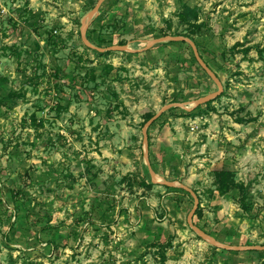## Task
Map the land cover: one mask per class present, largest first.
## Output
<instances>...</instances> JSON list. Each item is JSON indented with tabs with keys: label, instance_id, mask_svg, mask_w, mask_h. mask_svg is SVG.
<instances>
[{
	"label": "rangeland",
	"instance_id": "rangeland-1",
	"mask_svg": "<svg viewBox=\"0 0 264 264\" xmlns=\"http://www.w3.org/2000/svg\"><path fill=\"white\" fill-rule=\"evenodd\" d=\"M98 1L0 0V263L263 264V255L231 257L199 237L187 223L190 195L142 187L151 180L146 114L177 99L192 104L218 88L188 44H158L133 56L86 50L82 20ZM183 4L199 8L208 26L199 50L225 96L215 111L203 107L192 118L175 111L157 123L173 133L172 165L160 177L198 192L194 223L209 235L226 245L263 246L264 0H110L99 31L114 45L142 50L148 41L187 33L178 19ZM150 159L155 170L157 157ZM223 169L250 186V214L238 193L216 191L214 173ZM13 191L20 192L18 215L9 203ZM40 213L49 218L39 225L73 234L59 252L49 243L57 240L53 231L36 239ZM170 238L163 263L154 244Z\"/></svg>",
	"mask_w": 264,
	"mask_h": 264
},
{
	"label": "trees",
	"instance_id": "trees-1",
	"mask_svg": "<svg viewBox=\"0 0 264 264\" xmlns=\"http://www.w3.org/2000/svg\"><path fill=\"white\" fill-rule=\"evenodd\" d=\"M109 1L110 0H107L103 4V6H102V8L100 10L99 16L92 22V24L90 25V28H89V30L87 32V37H88L89 41L92 44H94L95 46L101 47V48H107V47L114 46V43L112 42V40H107L106 38H104L101 35L100 31H99V28L104 27L103 25L105 23V17H106V14L109 12V6H108L109 5ZM178 19L180 21V24L182 26H184L186 28V31H187V33L184 34L183 36L192 39L196 43V45H197V47L199 49V42H198L197 39H198V37H203L205 31L208 29V26H207L206 23H204V22L200 23V20H201L200 9L197 8V7H191L188 4H183L181 10L178 13ZM108 25L109 24H107L106 26H108ZM166 35L167 34H164L163 36H166ZM169 43L187 44V43H183V42H169ZM119 45L124 46V45H126V43L122 42V43H119ZM239 47H241V44L240 43H236L229 51L232 52L233 54H235L236 53L235 51H238ZM189 49L192 50L190 46H189ZM86 50H90V49L86 48ZM93 52L96 53V55H99V56H105V55L113 54V52H107L105 54H100V53H98L96 51H93ZM199 52H200V50H199ZM250 52H251L250 48H246L243 51V53L245 55H248ZM133 55L134 54L130 53V56H133ZM201 57H202V59H204L205 63L210 67L209 62L204 57V54L203 55L201 54ZM193 58H194L196 66L199 68V70L202 71L203 74L206 77H209L204 72V70L198 65L194 54H193ZM204 96H206V94L200 95L198 97V99H200L201 97H204ZM223 96H225V93H223L218 99L222 98ZM3 100L4 99H2L1 101H3ZM216 100H214L212 102H209L206 105L197 107L196 109H194L191 112H187V111L179 109V108L171 109L168 112L164 113L162 115V117L160 119H158L152 125V127L155 126L161 119H163L166 114L175 113V111L180 112V114L177 117H181V118L182 117H184V118L197 117V115L199 113H201L203 107H207V108L211 109L210 111H215L212 105H213V103ZM174 102L179 103V102H184V101L180 100V99H177ZM154 115L155 114H146V116L144 118L143 126ZM149 132H150V129H149ZM149 141H150V136H149ZM151 164H152V166L154 165L152 161H151ZM214 178H215L214 186L216 188V191L221 196H224V195H227V194H231V193H238L239 196H240L239 202H240L242 210L245 213H248V214L251 213L250 203L252 201L251 200L252 199V195H251V191H250V186L249 185H246L243 182H238L237 179H236V174L234 172L230 171V170H224L223 169V170H220V171H216L214 173ZM141 185H142V187H144L145 189H148V190H151L155 186H159V185L153 184L151 182V180L150 181L144 180V181H142ZM165 188L167 190H171V189L172 190H179V191H182V192L188 194L187 192H185L184 190H181V189H173V188H168V187H165ZM195 192L198 194L197 191H195ZM19 196H20V192H14L13 191V192H11V195L9 197V201H10L9 203L13 206L16 215H18V206H17L18 203L17 202L19 201ZM198 197L200 199L199 195H198ZM2 202L3 201L0 200V205H4V203H2ZM7 213H8V211H7ZM9 213H10V217H12L13 213H11V212H9ZM86 215L87 214H83V216H82L83 220H84V217ZM196 215L197 216H201V206H199V209L197 210ZM41 217H46V218L48 217L49 218V214H43V215H42V213L38 214V218H37L36 221H39V223L35 222V224H34V228L37 229V232H38L36 239L37 240L41 239L42 236H39L41 234L42 235L43 234H50L53 231L55 233V235H56V238H57L56 241L51 240L49 242L50 245L53 247V251L59 252L60 248L68 246V243L67 244H63V241L67 240V242H68L70 240V237L73 234L72 233H67V234L63 235V234L60 233V230H58V228H55V227L51 226L49 223L46 226H43L44 224L39 225L40 223H42V219L43 218H41ZM196 225L198 227H200L203 231H205V229L202 228L200 225H198V224H196ZM13 229H14V227L12 226V224H10L9 225V233L7 232V233L3 234V237H2L3 238V244L5 246H9L10 243L12 242V232L11 231H14ZM25 230L28 231V232H32V226L31 225L26 226ZM154 247L158 248V254L161 257L162 262L164 263L165 261H167V251L173 247V240H172V238H170L166 243H161V244L156 243V244H154ZM215 250H218V249L215 248ZM222 251L225 252V253H229L231 255V257L237 256L238 254H240V252L225 251V250H222ZM247 254L250 255L251 257H253L255 259V261H258V259H260L262 255L264 256V251H250V252H247ZM30 261L31 260H27L26 262L28 264H31L33 261L32 262H30ZM226 263L227 262H225V264ZM263 264H264V262H263Z\"/></svg>",
	"mask_w": 264,
	"mask_h": 264
},
{
	"label": "water",
	"instance_id": "water-1",
	"mask_svg": "<svg viewBox=\"0 0 264 264\" xmlns=\"http://www.w3.org/2000/svg\"><path fill=\"white\" fill-rule=\"evenodd\" d=\"M107 0H99L96 4V6L93 8V10L82 20V26H81V38L84 46L92 51H96L100 54H105L107 52H117V53H131V54H136V53H142L151 50L154 46L158 44H163V43H169V42H183L187 43L195 56V59L198 63V65L204 70V72L209 76V78L214 82L218 88V90L214 93L208 94L204 97H201L200 99L194 101L192 104L190 103H171L168 105H165L162 107L148 122L145 123L142 134H143V147H144V161L147 166V171L150 174L151 177V182L155 185L159 186H164L168 188H173V189H181L187 192L193 199L194 201V207L191 210V212L188 215L187 218V223L189 227L202 239L206 240L208 243H210L213 247L219 249V250H225V251H233V252H250V251H264V246H246V247H237V246H231V245H226L217 240L215 237L209 235L205 231H203L200 227H198L194 223V217L196 215L197 210L199 209L200 206V199L198 197V194L191 189L190 187L176 183V182H171L167 181L163 178H161L157 173L154 171L153 166L151 164L150 160V141H149V129L152 127V125L162 117V115L166 112H168L171 109L174 108H179L182 110H185L187 112H191L197 107L203 106L208 104L209 102H212L216 99H218L222 93L224 92V86L223 83L221 82L220 78L217 76V74L205 63L204 59H202L201 54L199 52V49L196 45V43L184 36H167L163 38H158L154 39L151 41H148L146 43L145 49L142 50H132L129 46L124 45H114L111 47L107 48H101L97 47L94 44H92L88 37H87V32L90 28V25L92 22L99 16L100 10L103 6V4Z\"/></svg>",
	"mask_w": 264,
	"mask_h": 264
},
{
	"label": "crops",
	"instance_id": "crops-1",
	"mask_svg": "<svg viewBox=\"0 0 264 264\" xmlns=\"http://www.w3.org/2000/svg\"><path fill=\"white\" fill-rule=\"evenodd\" d=\"M136 55V54H134ZM143 55V54H139ZM123 101V102H122ZM122 103L126 107H130L131 104L127 100H121ZM139 102L137 99H134L135 107H141V104H137ZM140 103V102H139ZM169 121H172L170 119ZM169 127H163L161 125L156 124L150 129L149 136H150V156L157 157V161L159 165L155 166V170L159 176L165 177L167 174L169 167L172 165L170 164V153L172 152L170 149L173 148V133H169ZM164 166H166V171L163 170ZM238 256L239 258H249L247 252H240ZM225 263V262H224Z\"/></svg>",
	"mask_w": 264,
	"mask_h": 264
}]
</instances>
